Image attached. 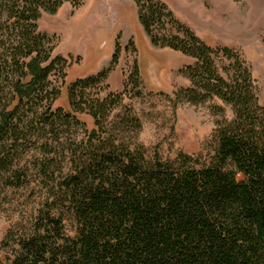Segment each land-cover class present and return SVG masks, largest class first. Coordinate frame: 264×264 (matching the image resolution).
<instances>
[{
    "label": "trees",
    "instance_id": "obj_1",
    "mask_svg": "<svg viewBox=\"0 0 264 264\" xmlns=\"http://www.w3.org/2000/svg\"><path fill=\"white\" fill-rule=\"evenodd\" d=\"M69 1L0 0V200L32 183L41 199L7 231L0 264H264V104L242 54L208 45L162 0H132L151 45L193 61L174 105L216 99L234 115L217 123L205 155L165 158L138 142L132 109L114 116L125 95L142 96L137 64L124 93L99 97L120 38L107 68L69 85L70 110L54 109L52 78L65 80L68 61L39 21Z\"/></svg>",
    "mask_w": 264,
    "mask_h": 264
},
{
    "label": "rangeland",
    "instance_id": "obj_2",
    "mask_svg": "<svg viewBox=\"0 0 264 264\" xmlns=\"http://www.w3.org/2000/svg\"><path fill=\"white\" fill-rule=\"evenodd\" d=\"M73 1L80 2L75 7ZM176 17L188 25L208 45L228 46L239 51L251 68L260 104H264V0H162ZM39 30L54 37V57L67 59L65 80L53 77L60 89L54 109L70 110L68 87L78 79L107 68L119 39V63L99 93H124L135 64L138 65L142 87L141 97L124 96L114 116L130 108L140 119L143 129L138 142L157 149L165 158L179 152L205 155L217 123L233 119L230 106L219 100L202 105H174V94L190 82L180 70L192 59L169 49L151 45L138 19V8L132 0H70L54 15L43 12ZM130 42L134 47L127 50ZM132 87H129L131 90ZM215 107L225 109L224 116ZM89 131L95 128L88 115H78ZM38 153L26 155L23 164ZM0 200V244L7 231L17 223H25L35 213L40 197L38 185L7 189ZM7 252L0 250V261Z\"/></svg>",
    "mask_w": 264,
    "mask_h": 264
}]
</instances>
